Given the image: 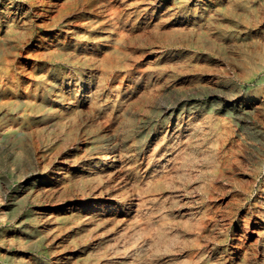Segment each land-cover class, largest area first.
<instances>
[{
    "label": "rangeland",
    "instance_id": "1",
    "mask_svg": "<svg viewBox=\"0 0 264 264\" xmlns=\"http://www.w3.org/2000/svg\"><path fill=\"white\" fill-rule=\"evenodd\" d=\"M252 222L264 0H0V264H264Z\"/></svg>",
    "mask_w": 264,
    "mask_h": 264
},
{
    "label": "bare ground",
    "instance_id": "2",
    "mask_svg": "<svg viewBox=\"0 0 264 264\" xmlns=\"http://www.w3.org/2000/svg\"><path fill=\"white\" fill-rule=\"evenodd\" d=\"M232 2V1H231ZM225 5V4H224ZM12 26V25H11ZM7 31H9V30H7ZM121 32H123V30L121 31ZM120 33V32H119ZM103 59H104V63H110V64H114V62H113V60L108 56V54H104V56H103ZM9 101L10 102H12L13 101V99L12 98H10L9 99ZM104 114V113H103ZM114 116V115H113ZM111 117H112V115H111ZM111 119V118H110ZM105 121H107V120H105ZM106 123V122H105ZM103 127H104V125H102ZM10 133H12V131L11 132H8V134H10ZM112 158V156L109 154V153H106L105 152V150L103 149V152H101V154H100V156H98V159H96V161H94V162H92V163H90V165L88 166V168H86V169H84V170H82L83 171V173H82V175L79 177V178H75V177H68V175L67 176H65V177H63V179H62V184H64V185H69L71 182H74L76 179L79 181V182H83L84 183V181H88V182H90L91 184L92 183H94V187L96 188V191H98L99 193H102L103 192V184H102V178H103V176L104 175H106V174H108L109 173V171H111V169H113V167H114V164H113V162L111 161L110 162V159ZM66 168V167H65ZM116 170V169H115ZM169 175V174H168ZM50 176V175H49ZM114 177V176H113ZM120 178V177H119ZM127 179V178H126ZM116 180V179H115ZM109 185V184H108ZM71 186V185H70ZM111 189V188H110ZM135 189V188H134ZM137 194V193H136ZM136 194H135V196H136ZM83 197V196H82ZM90 197V196H89ZM98 197V196H97ZM104 197V196H103ZM76 198H78V197H76ZM125 198V197H124ZM81 199V198H80ZM136 199V198H135ZM117 200V199H116ZM128 200V199H127ZM101 201V200H100ZM138 201H139V199H138ZM128 202V201H127ZM96 203V202H95ZM133 204H131V206H130V208L125 212V214H124V217H122V218H119V217H117V219L119 220V221H122V220H125V219H127L126 218V216L133 210V205H134V201L132 202ZM71 204V203H70ZM109 204V203H108ZM140 204H138V206H139ZM94 206V205H93ZM136 206V205H135ZM118 207V206H117ZM137 207V206H136ZM136 207H135V209H136ZM126 208V207H125ZM140 209H141V207H140ZM99 210H100V208H99ZM69 211V210H68ZM139 211V209H137V211H136V213H134L135 214V218L136 217H139V215H138V212ZM143 211V210H142ZM105 213H108V212H111V209H107L106 211H104ZM42 213V212H41ZM141 213V212H140ZM143 213V212H142ZM145 213V212H144ZM140 215H143V214H140ZM145 217H146V215H144ZM144 217V218H145ZM73 218H75L77 221H81L82 219H83V216L82 215H75V216H73ZM95 218V214L94 213H90V214H87V217L85 218V219H88V220H93ZM143 218V217H142ZM136 220V219H135ZM144 220V219H143ZM142 221V219L140 220V222ZM145 221V220H144ZM257 222H260V220L259 221H257ZM128 224V223H127ZM134 224H136L135 222H134ZM142 224H144V222L142 223ZM121 226V225H120ZM135 226V225H134ZM256 222H252V223H250V227H251V229H248L247 230V233H256V234H258V239L259 238H261L262 236H263V234H264V231H262V230H260V229H257L256 228ZM131 227V226H130ZM137 227V226H136ZM164 227V226H163ZM144 228V227H143ZM161 228V227H160ZM138 229V228H137ZM142 229V228H141ZM139 230V229H138ZM166 230H167V228H166ZM137 232V231H136ZM162 232V231H161ZM160 231H159V233L158 234H162ZM148 233V232H147ZM134 234V233H133ZM168 234V233H167ZM155 235V234H154ZM121 236V235H120ZM145 236V235H144ZM157 236V235H156ZM166 236H168V235H166ZM146 237V236H145ZM116 238V237H115ZM144 238V237H143ZM142 238V239H143ZM154 238V236L153 237H151V236H149L148 238H147V240H145V238H144V240L145 241H148V242H150V241H152V239ZM157 239V238H156ZM160 239V238H159ZM158 239V240H159ZM116 240H117V238H116ZM161 240H163V237L161 238ZM261 240V239H260ZM102 241V239L100 238L99 239V243ZM160 241V240H159ZM164 241H165V239H164ZM156 243H157V240L155 241ZM152 243H153V241H152ZM135 244V243H134ZM141 244V243H140ZM147 244H149V243H147V242H144V244L142 243V245H140V246H137L138 247V249H136V250H138L137 251V255L139 256L138 257V259H136L135 261L138 263V264H146L147 262H146V259H144L143 257L145 256V255H147V251H149V245L146 247L145 245H147ZM162 244V243H161ZM138 245V244H137ZM152 245V244H151ZM160 246H162V245H160L159 244V247ZM128 248V247H127ZM113 249H114V247H113ZM101 250V249H100ZM127 250H129V249H127ZM126 250V251H127ZM130 250H132V249H130ZM110 251H112V250H110ZM109 251V252H110ZM119 251V250H118ZM125 251V252H126ZM160 251V250H159ZM131 252V251H130ZM135 253V252H134ZM149 253V252H148ZM100 254V253H99ZM111 254L113 255L114 253H112L111 252ZM128 254H129V252H128ZM97 254L94 252V255H92V256H96ZM133 255V254H132ZM131 255V256H132ZM137 255H135V256H137ZM125 256V255H124ZM130 256V257H131ZM239 256V255H238ZM105 257V256H104ZM114 257V256H113ZM113 257H110V258H108L107 260H104L103 262H104V264H114L115 263V260H114V258ZM117 258V257H116ZM151 259V258H150ZM154 259V258H153ZM148 260H149V258H148ZM134 261V262H135ZM243 261H244V258H241V257H238V262L240 263V264H242L243 263ZM99 260L97 261H94V262H92L91 264H99ZM137 263H135V264H137ZM118 264V263H117Z\"/></svg>",
    "mask_w": 264,
    "mask_h": 264
}]
</instances>
